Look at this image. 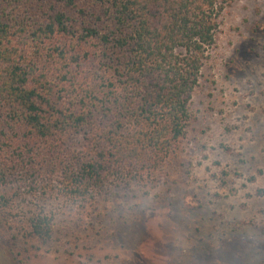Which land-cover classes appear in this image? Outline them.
<instances>
[{
  "label": "trees",
  "instance_id": "16d2710c",
  "mask_svg": "<svg viewBox=\"0 0 264 264\" xmlns=\"http://www.w3.org/2000/svg\"><path fill=\"white\" fill-rule=\"evenodd\" d=\"M227 3L0 0L2 208L16 183L90 199L159 167L186 135ZM30 228L50 237L42 216Z\"/></svg>",
  "mask_w": 264,
  "mask_h": 264
},
{
  "label": "rangeland",
  "instance_id": "374dc122",
  "mask_svg": "<svg viewBox=\"0 0 264 264\" xmlns=\"http://www.w3.org/2000/svg\"><path fill=\"white\" fill-rule=\"evenodd\" d=\"M218 23L177 149L90 199L9 185L0 264H264V0H229Z\"/></svg>",
  "mask_w": 264,
  "mask_h": 264
}]
</instances>
